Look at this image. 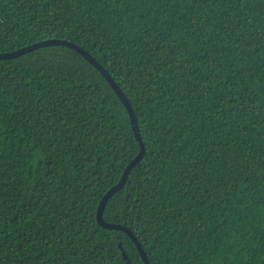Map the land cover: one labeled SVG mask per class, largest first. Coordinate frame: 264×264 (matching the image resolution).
Segmentation results:
<instances>
[{"label":"trees","instance_id":"16d2710c","mask_svg":"<svg viewBox=\"0 0 264 264\" xmlns=\"http://www.w3.org/2000/svg\"><path fill=\"white\" fill-rule=\"evenodd\" d=\"M49 38L138 118L104 219L151 264H264V0H0V52ZM139 150L75 49L0 59V264H144L96 216Z\"/></svg>","mask_w":264,"mask_h":264},{"label":"water","instance_id":"95a60500","mask_svg":"<svg viewBox=\"0 0 264 264\" xmlns=\"http://www.w3.org/2000/svg\"><path fill=\"white\" fill-rule=\"evenodd\" d=\"M49 45H65V46H68L70 48L75 49L77 52L82 54L87 60H89L104 75V77L107 79V81L110 83L112 88L115 90L117 95L120 97V99L124 103L128 113H129L130 121L132 124L134 134H135L136 139L138 140L139 145H140V150H139L138 154L125 167L121 179L115 185H113L110 189H108V191L103 195V197L101 198V200L99 202L96 216H97L98 223L101 226L108 228V229H119V230L124 231L126 234H128L131 237V239L135 242V244H136V246H137V248L141 254V257L143 259L144 264H151L150 259L148 257V254L145 251L142 243L140 242V240L137 237V235L135 234V232L129 226L121 224V223H116V222H108L103 217V212H104V209H105L109 199L116 192H118L119 190H121L124 187V185L128 181V178H129V175H130L132 169L143 159V157L145 155V151H146V146H145L144 140L142 138V134L140 131V126H139L137 115H136L135 110L132 106V103L129 100L126 93L122 90V88L118 85L116 80L106 70V68L89 51H87L82 46H80V45H78L75 42L70 41V40L61 39V38H49V39L41 40V41L35 42V43L27 45V46H23L19 49H16V50H13L10 52H0V59L15 58V57L21 56L25 53H28L30 51H33L37 48L49 46Z\"/></svg>","mask_w":264,"mask_h":264}]
</instances>
